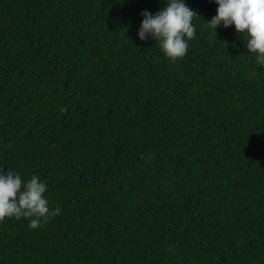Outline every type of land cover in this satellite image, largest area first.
<instances>
[{"label": "trees", "instance_id": "1", "mask_svg": "<svg viewBox=\"0 0 264 264\" xmlns=\"http://www.w3.org/2000/svg\"><path fill=\"white\" fill-rule=\"evenodd\" d=\"M185 2L172 62L138 35L166 0H0V167L61 209L0 222V264H264V65Z\"/></svg>", "mask_w": 264, "mask_h": 264}, {"label": "clouds", "instance_id": "2", "mask_svg": "<svg viewBox=\"0 0 264 264\" xmlns=\"http://www.w3.org/2000/svg\"><path fill=\"white\" fill-rule=\"evenodd\" d=\"M215 3L217 14L206 20L204 27L213 29L216 36L221 24L225 28L235 25L238 33L248 34L247 48L250 53L258 54L257 63L264 65V0H215ZM141 15L143 20L138 30L141 40L151 36L172 62L187 54L188 41L196 37L192 21L200 15L185 0H166L165 6L155 14L143 10ZM47 188V182L35 174L25 182L19 172L10 168L5 172L0 167V222L6 217L26 218L29 227L37 229L59 215L61 209H52L44 195Z\"/></svg>", "mask_w": 264, "mask_h": 264}]
</instances>
